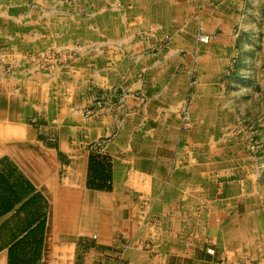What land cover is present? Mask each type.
Masks as SVG:
<instances>
[{"label": "rangeland", "instance_id": "obj_1", "mask_svg": "<svg viewBox=\"0 0 264 264\" xmlns=\"http://www.w3.org/2000/svg\"><path fill=\"white\" fill-rule=\"evenodd\" d=\"M0 7L10 18L0 87L17 89L31 72L58 75V86L72 75L71 85L88 83L74 105L87 119L104 112L111 135L127 142L131 135L137 166L164 164L159 121L172 116L183 140L176 165L216 156L214 196L246 199L244 233L264 238V0H0ZM104 67L120 68L122 77L106 85L96 78ZM202 196L209 205L213 194ZM251 258L238 264H257Z\"/></svg>", "mask_w": 264, "mask_h": 264}, {"label": "crops", "instance_id": "obj_2", "mask_svg": "<svg viewBox=\"0 0 264 264\" xmlns=\"http://www.w3.org/2000/svg\"><path fill=\"white\" fill-rule=\"evenodd\" d=\"M4 8L0 43L10 39ZM81 71L88 80V69ZM102 71L96 78L106 85L122 77L117 67ZM31 74L17 89L0 87V264H238L251 257L264 264L262 234H245L241 225L249 222L248 201L214 196L216 156L176 165L184 161L183 140L172 116L159 121L164 164L137 166L131 135L128 142L111 135L104 112L87 119L74 105L73 94L87 93L88 83L73 86L72 75L58 86V75ZM11 94L17 101H8ZM201 190L213 194L209 205L196 197Z\"/></svg>", "mask_w": 264, "mask_h": 264}, {"label": "built area", "instance_id": "obj_3", "mask_svg": "<svg viewBox=\"0 0 264 264\" xmlns=\"http://www.w3.org/2000/svg\"><path fill=\"white\" fill-rule=\"evenodd\" d=\"M208 41H209V38L206 37V36H203V37L200 38V42L203 43V44L208 43Z\"/></svg>", "mask_w": 264, "mask_h": 264}]
</instances>
